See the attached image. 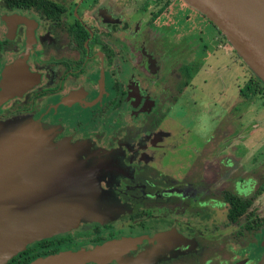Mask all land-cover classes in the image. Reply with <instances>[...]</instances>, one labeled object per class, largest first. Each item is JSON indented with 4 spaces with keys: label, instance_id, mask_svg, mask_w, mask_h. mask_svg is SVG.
<instances>
[{
    "label": "flooded vegetation",
    "instance_id": "af4514ba",
    "mask_svg": "<svg viewBox=\"0 0 264 264\" xmlns=\"http://www.w3.org/2000/svg\"><path fill=\"white\" fill-rule=\"evenodd\" d=\"M52 1L62 7L55 17L2 2L0 122L32 124L50 131L55 143L77 145L95 168L101 213L28 247L53 240L39 250L54 254L124 241L103 264H264V207L257 202L264 182L249 195L233 188L256 169L247 166L255 160L251 147H235L239 158L230 161L222 145L238 138L219 129L199 149L183 152L182 135L164 125L201 68L187 80L178 72L184 54L173 50L194 24L173 32V16L189 22L202 15L185 13L176 0ZM207 24L210 49L221 52V33ZM200 44L199 51L209 48ZM207 181L214 196L205 199ZM226 191L252 204L232 214ZM209 200L224 209H211Z\"/></svg>",
    "mask_w": 264,
    "mask_h": 264
},
{
    "label": "water",
    "instance_id": "95a60500",
    "mask_svg": "<svg viewBox=\"0 0 264 264\" xmlns=\"http://www.w3.org/2000/svg\"><path fill=\"white\" fill-rule=\"evenodd\" d=\"M185 2L216 26L264 81V0ZM45 132L33 125L0 124V264L29 243L69 231L86 215L101 213L95 206L98 186L75 183L81 166L74 152L55 148ZM100 246L42 255L28 264H103L117 256L121 245L112 241Z\"/></svg>",
    "mask_w": 264,
    "mask_h": 264
},
{
    "label": "rangeland",
    "instance_id": "374dc122",
    "mask_svg": "<svg viewBox=\"0 0 264 264\" xmlns=\"http://www.w3.org/2000/svg\"><path fill=\"white\" fill-rule=\"evenodd\" d=\"M176 1L182 2L183 4L186 5L188 9L187 10L185 9V13L190 12L191 10V12L193 11L203 16V17L200 16L203 18L201 19L199 16L196 15L195 18L199 20H195L194 18L193 21H189V22L184 21L181 18V15L173 16V20H177V22H175V24L173 25V32L174 31L182 32L184 31V29H188L190 25L192 27L194 24V26L192 27L193 29H191V31H189L186 35L185 33L180 34L183 40L177 46L178 48H175V50H173V53L180 52V54H184L181 60V64L178 65L177 69L178 72L182 74V76H184L185 80H187L188 77L193 76L194 70H196L199 67V64L202 63V61L204 60L202 59L204 53L198 50L200 49V45H201L200 43L205 42L208 44L210 48L211 41L209 42L208 39L210 38L206 36L208 34L207 32H208L209 24L207 23L209 22V19L206 18L203 13H200L198 9L194 8L193 6L185 2V0H176ZM2 2L3 0H0V13L3 10ZM201 30H203L204 32L203 35H201L202 32ZM200 37H202L201 41H200ZM221 37H222L220 43L221 47L219 49L221 50V52H218L214 55L211 54L212 57L211 55H209V58L212 61H214L218 57L219 59H221V61L217 66L219 67V69L215 68V73L212 74L202 71L200 69V72L197 73L191 80L192 86L187 87L188 89L185 93V95L189 96L188 98H190L189 100L186 97L185 100L187 102L191 100L196 102L197 106L194 108L196 116L194 117L196 118V120L198 119L199 120L198 122L196 121L194 125L197 126L195 127L198 128V132L201 137L209 133L215 136V134H217L219 129L222 128L226 130L233 129V127L230 126V122L232 123L231 120L235 119V117L239 115H243V112L245 116L249 118L248 121L249 120L251 121L252 119L251 111L249 110V108L245 109V107L248 106L250 103L251 106H253L255 109L264 112V81L260 79L255 74V72L250 68V66L240 57V55L236 53V50L231 47V42L227 40V38L222 33H221ZM161 42L163 44L162 40ZM190 46H192L190 50L193 51L197 50V51L192 53V51H190L189 49L187 50V48ZM222 46H226L228 49L230 47L231 49L230 51H232V53H234V56L236 57L235 60H237V62L235 63V60L232 61L233 65H231L230 68L227 65L231 62L232 58L225 53V51L222 49ZM183 49H185V53H181V50ZM223 67H225V69ZM251 77L253 78L254 83L256 82V80L259 81L258 83L259 85H257V87L261 88L262 93L257 95H250L248 99L242 100L241 98L242 96L241 97L239 96L240 87L244 86L246 81ZM236 96H238V98L234 100ZM202 109H204L205 112ZM218 115L224 116L223 119L229 120V122L225 120L224 122H221L222 128L218 125V123H213L212 120L209 118V116L211 118L212 117L216 118V116ZM27 125H32V124H27ZM235 125L239 126V123L236 122ZM258 127L259 126H255V128ZM214 130L215 131L217 130L215 134H214ZM251 140L252 142L249 143L248 147H251L252 152L254 153L253 156L255 157V160H253L247 166L249 168H253V166H255L256 169L252 174L248 175L243 179L237 178V182L233 187L235 192L242 195L251 194L253 191H256L258 187H261L259 185H261L264 182V134L262 135L261 133L259 135H253ZM242 152H244V149L238 147L237 153H242ZM249 170L250 169H245L244 174L246 175ZM209 185L210 184H208L207 181L201 186V192L203 193V197L205 199L214 196L210 192ZM209 192L211 193V196L208 195ZM262 195L260 194L258 196V201H257L258 205L260 206V209L264 207V196ZM214 203H215L214 201H210V200L206 202V204L209 205L211 209H224L223 206L219 208L218 205H215ZM197 209L200 208H196L195 206H193V210H197ZM216 221L217 223H219L221 221V218L218 217ZM29 244L26 245V248L29 246Z\"/></svg>",
    "mask_w": 264,
    "mask_h": 264
},
{
    "label": "crops",
    "instance_id": "0c3cea01",
    "mask_svg": "<svg viewBox=\"0 0 264 264\" xmlns=\"http://www.w3.org/2000/svg\"><path fill=\"white\" fill-rule=\"evenodd\" d=\"M209 22H211V21L209 20ZM211 24L213 26H215L212 22H211ZM217 30H218V28H217ZM229 49H230V47H229ZM200 51L202 53H204V55L202 57V59H204V60L201 63L200 69L202 71L208 72L210 74L215 73V68L219 69V67H217V66H218L219 62L221 61V59H219V57H218L217 59L212 61V60H210L209 55H211V54L214 55V54L218 53V51H213L210 48H203ZM225 53L230 57H233V58L235 57L234 53H229L227 51H225ZM212 55H211V57H212ZM223 68L225 69V67H223ZM239 96L241 97L240 93H239ZM186 97L188 98L189 96H186ZM186 97L183 99L179 98L178 101L174 103L172 110L168 114V119L166 120V122H164V125L167 124L165 126L167 127V130L169 132H171L174 135H178V134L182 135L183 141L180 142L179 146L182 147V151L184 150L183 152H185V151L188 152L189 151L188 147L191 149H192V147H196L199 149L200 147H202L204 145L206 138L209 135V134H206L203 137L200 136V134L198 132V128H196L197 126L194 125V123H196V121L198 122V120H199V119L196 120V118L194 117V116H196L195 111H194V108L197 106L196 102H194L193 100L187 102L185 100ZM237 98H238V96H236L234 98V100H236ZM241 98H242V100L245 99V98H243V96ZM188 99L190 100V98H188ZM246 108H249V110L251 111V115H252L251 121L250 120L248 121L249 118L247 116H245V114L243 112V115H239V116L235 117V119L231 120L232 123L230 122V126L233 127V129H231V130L230 129L226 130V129H223L221 127V122H224V120L229 122V120L223 119L224 116L218 115V116H216V118L215 117L211 118L209 116V118L212 120L213 123H218V125L222 128L221 130L225 134L224 138H229V137H236V139L238 138V141L234 140L229 145H227L228 143L226 141L222 145L223 154L225 153L224 155L228 154L230 156H233V158H231V159L229 158L230 161H236V160H238V159H236V157L239 158V155L237 153H235L236 152V149L234 150L235 147H238L241 145L248 146L249 143L252 142L251 139H252L253 135H259L261 133H262V135L264 134V132H263L264 131L263 130V128H264V112L260 111L258 109H255L253 106H251V103L248 106H246L245 109ZM202 110L205 112L204 109H202ZM9 122H12V121L0 122V123L2 125H4V124L9 125L10 124ZM236 122L239 123L240 127L235 125ZM255 126H259L258 127L259 129L255 128ZM261 127H262L263 131L261 130ZM226 131H229V132H226ZM49 132L47 131V133L46 132L45 133L49 137L50 143L52 145H54L55 148H61V147L70 148V150L74 152V154H75L74 157H75L76 163L80 164V166H81L80 171L78 173H76V175H79L80 178L76 177L78 179H75V183H85L86 182L85 185L89 184L91 187L94 186L93 188H95V186L97 185L98 188L100 189V190L98 189V192H99V194L97 195V201H98V198L101 194L102 188L96 180L95 168L88 166L85 163L86 161L81 158L77 145L70 144V143L64 142V141H60L58 143H55V142H53L52 136L49 134ZM234 156H236V157L234 158ZM97 201H96L95 206H97ZM89 215L88 216L86 215L84 218H81L78 221V223L83 219L89 218ZM92 217H95V216L92 215ZM77 224L75 226H77ZM74 227H72L71 229H73ZM66 232H68V231H66ZM63 233H65V232H63ZM59 234H61V233H59ZM53 236H55V235H53ZM33 242H35V241H33ZM33 242H31V243H33Z\"/></svg>",
    "mask_w": 264,
    "mask_h": 264
},
{
    "label": "trees",
    "instance_id": "16d2710c",
    "mask_svg": "<svg viewBox=\"0 0 264 264\" xmlns=\"http://www.w3.org/2000/svg\"><path fill=\"white\" fill-rule=\"evenodd\" d=\"M5 5H11L13 2L17 6L20 5H27V6H34L42 11L45 12L48 16H57L59 12L62 10V7L58 4L53 2L52 0H3ZM259 81L256 80L254 83L253 81H248L244 86L240 88V94L244 97H249L250 95H257L261 94L262 90L260 87H257ZM259 191V190H258ZM224 197L230 205V209L232 214H242L249 208L252 202L249 199H244L235 193L230 191L224 192ZM231 214V216H232ZM53 244V240H42L37 242L34 246H30L25 250L19 252L17 255L13 256L6 264H28L31 260L38 256L47 255L49 253L54 252L47 251V250H39L40 248H48L50 245Z\"/></svg>",
    "mask_w": 264,
    "mask_h": 264
},
{
    "label": "bare ground",
    "instance_id": "6f19581e",
    "mask_svg": "<svg viewBox=\"0 0 264 264\" xmlns=\"http://www.w3.org/2000/svg\"><path fill=\"white\" fill-rule=\"evenodd\" d=\"M123 243H124V241H118V245H122ZM106 247L108 248V246H106Z\"/></svg>",
    "mask_w": 264,
    "mask_h": 264
}]
</instances>
